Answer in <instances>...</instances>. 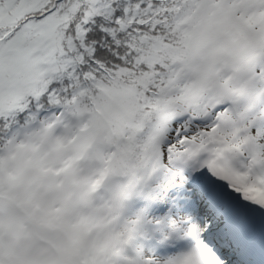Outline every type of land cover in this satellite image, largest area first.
Returning a JSON list of instances; mask_svg holds the SVG:
<instances>
[{
    "label": "snow or ice",
    "instance_id": "1",
    "mask_svg": "<svg viewBox=\"0 0 264 264\" xmlns=\"http://www.w3.org/2000/svg\"><path fill=\"white\" fill-rule=\"evenodd\" d=\"M0 264H264V0H0Z\"/></svg>",
    "mask_w": 264,
    "mask_h": 264
}]
</instances>
